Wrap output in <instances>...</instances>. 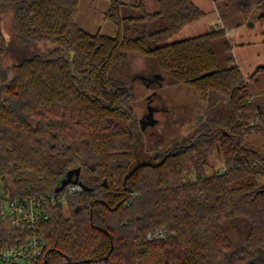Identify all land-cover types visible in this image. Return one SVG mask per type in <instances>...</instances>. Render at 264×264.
I'll return each instance as SVG.
<instances>
[{
    "label": "trees",
    "instance_id": "trees-1",
    "mask_svg": "<svg viewBox=\"0 0 264 264\" xmlns=\"http://www.w3.org/2000/svg\"><path fill=\"white\" fill-rule=\"evenodd\" d=\"M81 1L0 0V182L15 195L55 197L40 232L47 264H141L155 251L164 264H264V155L246 145L264 138V105L239 66L219 68L214 42L226 31L166 44L206 12L194 0H158L157 12L142 1L122 19L140 35L94 34L76 23ZM224 1L264 22V0ZM130 54L155 58L205 105L156 161L139 158L135 90L112 77ZM214 154L223 169L208 175ZM77 168L91 190L57 193ZM158 230L169 239L149 241Z\"/></svg>",
    "mask_w": 264,
    "mask_h": 264
},
{
    "label": "rangeland",
    "instance_id": "rangeland-1",
    "mask_svg": "<svg viewBox=\"0 0 264 264\" xmlns=\"http://www.w3.org/2000/svg\"><path fill=\"white\" fill-rule=\"evenodd\" d=\"M116 1L120 3L118 8L114 0H82L76 23L80 28L94 34L101 33L115 37L120 28L137 36L141 34L143 28L137 31L136 22L122 19L138 16L141 13L138 5L142 1L148 12L154 13L159 10L158 0ZM194 2L206 12V16L186 25L166 44L199 36L213 28H223L226 37L214 42L219 68L239 66L248 79L253 99L264 105V22L245 18L235 8L234 3L224 0H194ZM120 19L119 24L117 21ZM161 26L163 22L158 21L150 27V30L159 29ZM2 30L10 41L13 32L9 15L2 16ZM51 47L48 46L45 52ZM13 63L14 59L11 56L3 60L6 66ZM112 77L135 90L134 105L140 119L137 144L141 161H156L154 158L158 151L178 140L176 138L187 135L189 128L194 127L205 110L201 97L185 84H172L171 79L159 68L155 58L130 54L127 60L114 70ZM152 112H155L153 116L155 120L152 119ZM223 112L228 115L229 109L224 108ZM184 127L187 129L185 130ZM246 145L264 155L262 135H252L246 140ZM221 169H223L221 156L214 154L210 159L207 174L211 175ZM190 178L193 179L194 175ZM233 235L238 238L237 233ZM164 262L163 254L155 251L145 257L141 264H164Z\"/></svg>",
    "mask_w": 264,
    "mask_h": 264
},
{
    "label": "built area",
    "instance_id": "built-area-1",
    "mask_svg": "<svg viewBox=\"0 0 264 264\" xmlns=\"http://www.w3.org/2000/svg\"><path fill=\"white\" fill-rule=\"evenodd\" d=\"M79 184H69L63 191H83ZM62 191V192H63ZM55 197L12 193L0 182V264H47L46 248L40 234L50 218L47 210ZM151 242L169 239L167 233L154 231L147 235ZM54 264H101L100 262H71L66 256Z\"/></svg>",
    "mask_w": 264,
    "mask_h": 264
},
{
    "label": "water",
    "instance_id": "water-1",
    "mask_svg": "<svg viewBox=\"0 0 264 264\" xmlns=\"http://www.w3.org/2000/svg\"><path fill=\"white\" fill-rule=\"evenodd\" d=\"M79 178H80V168L70 170L67 173V176L62 180L61 185L57 187L56 192L61 193L69 184H79L83 187L84 190L90 191L91 188L84 185Z\"/></svg>",
    "mask_w": 264,
    "mask_h": 264
},
{
    "label": "crops",
    "instance_id": "crops-1",
    "mask_svg": "<svg viewBox=\"0 0 264 264\" xmlns=\"http://www.w3.org/2000/svg\"><path fill=\"white\" fill-rule=\"evenodd\" d=\"M150 107H152V106H150ZM154 113H155V112H152V119H153V120H155L154 117H153V116H154Z\"/></svg>",
    "mask_w": 264,
    "mask_h": 264
}]
</instances>
